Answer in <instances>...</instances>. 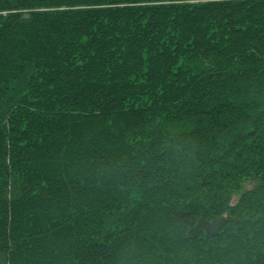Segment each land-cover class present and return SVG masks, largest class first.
<instances>
[{
	"label": "trees",
	"instance_id": "trees-1",
	"mask_svg": "<svg viewBox=\"0 0 264 264\" xmlns=\"http://www.w3.org/2000/svg\"><path fill=\"white\" fill-rule=\"evenodd\" d=\"M29 1L0 0V4L3 3L13 9L24 6V3ZM38 2L57 7L56 5L59 4L85 5L94 0H37ZM240 2L213 0L202 4L195 2L181 4L179 6L181 13L179 10L175 12V9L164 11L162 8L166 7L165 4L157 5L161 8L150 6L140 9L144 11L143 18L131 8L116 7L113 9L115 16H111L110 19L117 21L123 16L124 9L127 19L125 25L111 23L113 25L107 29L105 25L99 26L97 19H100V16L94 15L97 13H94V8L80 9L78 13H82L83 17L77 21L72 18L73 13L66 14L73 20L65 18V14L52 15V13L51 16H47L44 25L36 24L35 26L32 19L34 21L41 19L43 13L29 11L30 14L33 13L30 19L18 17L15 18L17 22L14 26H0V80H2L3 69L8 70L9 64L14 62L11 61L13 56L10 57L8 52L15 47L30 52L36 50L37 47L32 43L33 38L39 40L40 37V45L48 48L43 56L52 57L51 53H55L57 45L64 53L62 43L66 40H76L81 36L87 38L84 44L94 53L87 56L88 53L84 50L85 55L81 54L82 59L79 65L75 59L71 62L75 70L68 68L65 60L62 59L58 65L60 74L57 73L58 75L52 78L44 92H41L44 87L38 89L37 80H39V74H41L40 80L44 79L46 72L42 71L49 66H41L38 75L33 76L36 84L31 83L29 90L20 96L21 100L19 99L16 104L12 116L8 114L2 118L0 150L3 149L4 154L0 156L1 264H264V201L261 198L260 201L258 200L262 185H258L261 187L259 191L256 185V183L264 182V154L260 151L253 152L258 148L263 149L264 146V136L262 137L264 107L261 110L260 119L255 126L253 125L255 128L247 132L249 138L244 137L245 140L241 139V142L237 144L233 139L234 142L230 148L231 151H235L234 155H237L238 165L229 176L234 178L230 179L231 181L227 180V183L224 182V185L221 183L218 185L215 181V179L218 181V176L215 177L217 171L213 168L217 162L213 159L205 160L206 156L203 155L213 142H218V132L231 133L230 127L223 124L226 119L216 115L202 120L203 122L198 124V129L195 131L187 132L186 138L194 141L189 146L191 148L188 149V156L184 153L185 150L182 151L178 147L179 157L183 159L187 157V161L181 162L183 168L186 167L189 159H196L200 168H208L210 173H203L204 171L202 172L199 168L194 173L182 176L180 179H184L183 181L174 180L173 174L166 176L165 181H163V174L160 180H155L157 167L148 168L151 166L149 163L143 165L144 168L136 165L129 166L127 159L130 158H126L129 152L127 149L132 148L131 155H133V147H135V141L133 139L129 141L127 137L132 135L134 137L135 133H138L137 142L143 143V139L147 142L149 139L141 137L144 133H140L141 130H154L156 126H161L160 122L166 118V114L169 119L173 117L169 122H175L180 116L167 109L164 114L158 115L159 117L153 116L154 103L158 107L167 105L171 101L182 103L185 96L189 94L191 86L195 91L199 90L198 95L196 93L190 95L198 97L195 103L203 102V105L208 103L210 107L215 108L216 114L219 111L223 112L228 103L237 104L246 110L247 105L242 100L248 99L247 103L253 104L256 100L254 97H264L262 82L264 79V48L262 46L264 45H261L264 44V31L259 32V29L256 30L253 25L258 21H264V13L259 10L260 13H258L254 8L250 12L242 11V8L236 10L240 4L245 5V2ZM229 4L232 5L230 9L220 11L225 7L224 5ZM199 5H207L208 9L205 12L201 11L199 16L205 31L210 27L211 21L218 20L212 22V26L203 38H195L190 32L184 30L190 21L188 13H183L184 9L187 11L193 8L199 9ZM232 7H234L233 10H231ZM175 13L176 16L173 18ZM165 16L167 19L164 18ZM68 21L76 25L73 31L63 27L61 31L57 29L60 22L65 26V23H69ZM143 24V28L138 29ZM251 25L253 28H250ZM41 26L45 29L47 27V32L42 38L43 34L39 36ZM221 29L224 30V34L220 36ZM7 30L13 33L7 35ZM16 31H19V35L14 34ZM62 38L63 42L58 41ZM167 45L175 52L171 58L166 55L170 48H167ZM113 51L118 52V57L121 58L119 61H123L126 55L128 57V64L123 65V68L119 70L121 76L117 75L116 78L127 79L133 76L138 82L135 86H139L141 81L140 86H145V88H139L143 91L139 101L131 97L133 87L126 82L105 84V86H93L90 83L94 80L92 78H94L95 70L92 66L97 63V59L101 65H107L110 59L117 60V55L114 59L112 58ZM99 54L100 56L94 61V56ZM156 55L160 59H155ZM180 55L182 57L179 61L184 64L183 67L175 63ZM204 55H208L212 60L204 59L202 57ZM255 55L260 57L259 61L254 58ZM174 64L177 69H173ZM205 65L223 67L213 68L215 70L213 71L211 68L207 69ZM189 66L192 69H189ZM78 67L86 71L81 72ZM189 70L192 73L187 76ZM172 76H176V80ZM177 79H185L189 82L185 81L186 85L182 84L180 87L181 82ZM200 79L204 81L196 87L195 84ZM256 90L259 92L255 93ZM136 91L138 92L137 88ZM235 91H240L236 97L243 96V99H236L228 94ZM53 94H55L54 97H52ZM49 98H52V101H45ZM18 105L27 107L28 113L25 116L30 118L26 122L22 118L25 116L19 111ZM135 105H140L141 109L137 110L134 108ZM171 105L173 104H168L167 107ZM189 108L190 106H187L183 112L187 111L186 114H188V111H191ZM177 112L179 113V110ZM245 113L251 114L250 111ZM200 115L205 117L209 114L204 112ZM149 117H151L150 120ZM155 117H157L155 123L157 125L154 127L150 124L154 123ZM260 121L263 123L262 126ZM200 125L208 127L201 128ZM100 126L107 127L109 130L106 131ZM151 132L155 135L153 131ZM252 138L255 142H249ZM114 141L122 146L121 155L124 156L121 159L127 160V165L124 170L121 168L123 171L119 177L116 176L118 178L111 176L103 185L102 181L107 178L97 180L99 174L97 169L99 165H107L110 161L106 152L110 150V144L113 145ZM239 151L242 152L240 155ZM84 157L85 159L93 157L91 169L89 166L90 176L82 175V170L78 168L81 166L77 163H80V159ZM232 158L233 155L227 154L223 160L219 161L228 165ZM153 161L152 165L159 159ZM251 162H255L256 167L252 168ZM248 165L251 168H248ZM146 167L147 171L139 169ZM189 167L194 170L198 165L191 163ZM200 171L201 176L204 174V177H198L197 174ZM197 178L203 179L201 186H209L211 190L216 189V194L221 198L227 195L223 199V204H226L225 209L222 203L218 207L219 215L226 212L235 214L242 207L243 202L248 201L243 211L244 217L247 216V218L243 219L241 216L238 220V224L243 225L240 227L242 230L224 239L234 240L236 237L245 239L251 234L253 236L250 237L254 238V241H248V243L220 241L222 230L215 237L203 234L196 238L189 237L188 229L197 222L198 217L214 219L212 212L201 211V207L197 204L208 202L210 199L207 193L201 192L200 186L193 191L197 183H189V181ZM236 180L238 185L228 186L229 183L235 184ZM92 186L101 193H106L105 187L108 186L109 190H112V195H118L116 198L118 202H116L119 204L123 198L122 195H125L128 212L123 215L115 214L113 209L116 204L109 203L108 198L103 199L101 207L97 210V213L100 211L101 214L107 213L109 216L112 213L115 218L117 217L116 220L124 218L130 223L124 225L125 230L120 238L114 239L109 234L110 225L103 224L98 232H89L88 223L81 220V212L88 211L93 206L95 197L96 201L100 199L97 192L95 195L94 190L92 191ZM229 190L233 192L229 194L231 192ZM90 192H93L94 198H91ZM205 192H207L206 189ZM253 195L259 196L250 203V197ZM235 196L238 202L231 204L230 199L232 200ZM256 212H260L261 215L254 216ZM78 213H80V219L77 218ZM158 215H163L162 220L172 223L182 241H169L168 244H166L167 241H158L160 242L158 245H156L157 241H149L148 245L139 241L146 240V237L147 240H151L148 237L146 225L150 224L148 219ZM110 218L112 220L113 217L110 216ZM248 219L252 221L249 222ZM250 230L252 232L249 233ZM88 239L89 244L84 251L82 241H88ZM149 252L153 255H149Z\"/></svg>",
	"mask_w": 264,
	"mask_h": 264
},
{
	"label": "rangeland",
	"instance_id": "rangeland-1",
	"mask_svg": "<svg viewBox=\"0 0 264 264\" xmlns=\"http://www.w3.org/2000/svg\"><path fill=\"white\" fill-rule=\"evenodd\" d=\"M210 1H213V0H94V2H90V3H87L85 5L78 4V5H72L71 6V5L59 4V5H56L57 7H50V6H47L49 4H43V3H39V2L37 3V0H30L29 2H25L24 6L14 7L13 9L8 8L10 6H6L5 4L2 3V4H0V24L2 23L0 26H2V25H3V27L14 26L15 23L17 22V21H15L16 20L15 18H18V17H25V18L28 17L27 19H30L31 15H33V13L30 14L29 11L37 12V13H43V15H41L42 16L41 19L39 18V20H36V21H34V19H32V23L34 22L35 26H37L39 24L44 25V22H45L47 16H51L50 14H52V13H53L52 15H54V14L60 15V13L65 14V18L69 17L66 14L73 13L72 18L76 19V21H77V19H80L81 17H83V16H81L82 13H78V11L80 9L92 10V8H94V11H95L94 13L97 12L94 15L100 16V19H97L99 26L105 25L106 29H107L111 25H113L111 23H115L118 25H123V24L125 25V22L127 19L125 17L126 10H124V9L122 10L123 16L121 18L117 19V21L110 19L111 16H115L113 9L116 7L131 8V10L133 12L137 11L143 18L144 17V11H140V9L144 8V7H150V6L155 7L157 5L165 4L166 7L162 8L164 11L175 9V12H177L179 10V6L181 4L186 5L188 3L190 4L193 2H195L197 4H202V3L210 2ZM225 1H230V0H225ZM237 1H241L240 3L245 2V5L240 4V6L236 10H240L242 8L243 9L242 11L249 10V12H250V10L252 8H254L257 11L259 10L260 12L264 13V0H250V2H246L248 0H231V2H237ZM80 3H82V2H80ZM224 6L225 7L221 8V10H220L221 12L227 11V9H230L232 5L229 4V5H224ZM157 8H161V7L157 6ZM233 8L234 7H232L231 10H233ZM110 9H112V10H110ZM203 10H204V12H205V10H208L207 5H199V9L193 8L192 10L188 9V11L184 9V11H183V13L186 12L185 14L188 13L187 15H189V17H190L189 24H187V26H186V28H188V29L184 28V30H187L188 33L190 32V34L192 36H195V38L205 37L206 32L209 31L210 27L212 26L211 25L212 22L218 21V20L211 21L210 27L208 28L207 31H205V27L202 26L203 25L202 20H199V16H201V11H203ZM259 11H258V13H260ZM181 12L182 11L179 10V13H181ZM9 14H12V15H9ZM175 16H176V13H175V15H173V18ZM164 18L167 19L166 16ZM173 18H172V20H173ZM208 18H210V17H208ZM13 19H14V21H13ZM68 19L73 20L71 18H68ZM20 20H21V18H20ZM68 22L69 23H65V26H64V23L60 24L61 23L60 22L59 23L60 25L58 24L57 29L59 31H61L62 30L61 28L63 27V29L67 28V29H71L73 31L75 29L76 25L72 24L70 21H68ZM253 25L256 27L255 28L256 30L259 29V32L264 31V21L263 20L258 21ZM143 26H144V24L142 25V27H138V29H140V28L142 29ZM132 27L134 28V26H132ZM250 28H253V26ZM46 29H47V27H46ZM46 29L44 26H41V29L39 32V36H41L43 34L41 36V38L45 36V34L47 32ZM19 31L14 32V34L19 35L18 34ZM77 31L79 32V30H77ZM223 31L224 30L221 29L220 36L222 34H224ZM11 32L13 33V31L7 30L6 34L9 35ZM75 35L77 36V33ZM39 40H40V37H39ZM39 40H38V38H36V40H35V38H33V42H32L33 46H36L37 48H36V50H32L31 52L29 50L26 51V49L20 50L16 47L8 52L10 57L13 56V59L11 58V61H14V62H11V63H10V61L8 62V63H10L9 69L8 70L3 69V72H2L3 76H1L2 80H0V125L2 124V118L3 117L7 116L8 114H10V116H12L13 112L15 111L16 104L18 103V101L20 99V96L24 95L29 90V88H30L29 85H31V83H35L33 81L34 80L33 76L36 74L38 75V70L41 69V66H43V65L49 66L46 69H44V71L41 70L42 72H46L43 76L44 79L40 80L41 74H39V80H37L38 89H42V87H44V90H41V92H44L45 87L50 85L49 82L52 81V78H54L58 74H60V67L58 65H60L59 62L62 59L65 60L66 66L68 68H70L71 70H75L74 69L75 66L73 67L72 66L73 64L71 63L74 61V59L77 61V65H79L81 63L80 60L82 59V58H80V56H81V54L85 55V51L88 53L87 56L94 54L91 51H89V47L84 44V41L87 40V38H85L84 36H81L78 39L73 40V41H67L66 40L65 42H63V40H64L63 38L58 39V41L63 42L62 44L64 46L63 48L65 49V51H64V53H62L63 51H61L57 45L56 51H54L55 53H51L52 57H49L48 55L43 56V53L48 48L42 47L40 45ZM55 40H57V38ZM261 45H264V44H261ZM169 47L170 46L167 45V48H169ZM63 48H61V49H63ZM262 48H264V47L262 46ZM39 49H41V50H39ZM68 49H70V51H66ZM175 50H176V48H175ZM38 51H40V52H38ZM59 51H61V52H59ZM69 53H70V55H69ZM78 54H80V55H78ZM173 54H175V52L173 50H171V47H170L168 49V52L166 53V55L169 56L168 58H171L173 56ZM116 55L118 57V55H119L118 52L113 51L112 58L114 59ZM66 56H68L67 61H66V59H67ZM99 56H100V54L98 56H94V61ZM101 56L106 57L103 55H101ZM119 57L117 58V60H115V59L111 60L110 59V61L107 65H101L99 63V59H97V63H94V65L92 66V69L95 70L94 71V78H92V79H94L95 81L94 80L92 82L90 81V83H92L93 86L94 85L95 86H100V85L105 86V84H114V83L118 84L121 82H126L127 85L133 87L132 88V95L133 96H131V97H133V99H138V101H139L140 96H141L140 94L143 92V91H140L139 88H145V86H140V83H142V81L139 83L140 87L135 86V84L138 85V82H137V79L133 76H131L127 79L116 78L117 75H120L119 70H121V68H123V65L128 64L127 63L128 62L127 61V58H128L127 55L123 61H119L121 59ZM155 57H156L155 59H160L158 57V55H156ZM181 57H182V55L177 57L178 59H176L175 63L178 64V66L183 67L184 64H181L179 61V59ZM202 57L206 60H212L211 57H209L208 55H206V56L204 55ZM257 57H259V56L255 55L254 58H256V60L259 61L260 57L259 58H257ZM150 59H153V58H150ZM146 62H148V61H146ZM103 64H104V61H103ZM176 64H174L175 68H173V69H177ZM218 65H219V63H218ZM233 65H235V64H233ZM206 67H207V69L211 68L213 70V68L219 69L220 67H223V66L214 65V67H210V66H206ZM253 67H255V66H253ZM78 69L81 72L86 71V69H83L80 67H78ZM189 69H192V67L189 66ZM263 70H264V68H263ZM213 71H215V70H213ZM191 73L192 72L189 70L188 74H186V75L188 76ZM172 77L176 80V76H172ZM177 80H179L181 82L179 85L180 87L182 84L186 85L185 81H188L185 79L184 80L177 79ZM82 81H84V80H82ZM203 81H204L203 79L198 80L197 81L198 83H196L195 86L197 87V86H199V84L201 85L203 83ZM86 82H87V80H86ZM262 82L264 84L263 79H262ZM175 83H177V81ZM191 85H188V86H191ZM179 86H178V88L180 89ZM50 88H52V87H50ZM50 88H49V90H51ZM136 88L138 89V92L136 91ZM187 89H189V88H187ZM239 92L240 91H235V93H237V94L232 92V96L236 99H243V96H240L239 98L236 97L239 94ZM258 92H259V90H256L255 93H258ZM192 93H196L198 95L199 90L195 91V89H193L191 86L189 89V94H187L185 96L184 101L182 103L181 102L177 103V102L171 101V102L167 103V105L173 104L170 107H167V105H160L158 107V105H155V103H154V114H153V116H155V115L158 116V115L164 114L166 109H167V111H172V112H174L180 116L176 118L175 122H173V121L169 122L173 117H171V119H169L168 114H166V118H164L162 120V122H160L161 126H156L157 124L155 125L156 119H157V117H155L154 123L150 124L151 126L152 125H154V127L156 126L155 128H153L154 130H152V129L145 130V131L141 130V132H140V133L144 132L143 135H141V137L149 139V140H147V142H145V140L143 139L144 144L142 142H137V140H139V138L136 137V135L138 133H135V136H134L135 139H134V137H132L133 135L130 137H127L129 141L131 139H133L135 141V144H134L135 147H133V155H131L132 148L127 149V150H129V152H128V154H126V158H130V159H127L129 162L128 164H129V166L136 165L139 167L140 166L143 167V165H148V163H149V165H151V166H149L148 168H156L157 167L158 171L156 172V179L155 180H160L161 179L160 177H162V174H163V176H164L163 181H165L166 176L173 174L174 180L183 181L184 179H180L182 176H184V175L187 176L188 174L196 172V170H198L200 168V165L196 161V159H189L187 164H186V167L183 168V166L181 165V162H183V160L187 161L186 160L187 157L184 156L185 157L184 159L179 157L178 150H180L179 148H181L182 151L185 150L184 153L188 156V149L191 148L189 146L191 144H193L194 141L190 140V138H186L188 136L187 132L191 131V130L195 131V129H198L197 127L199 126L198 124L200 122L202 123L204 120H206L210 116L216 115L218 117H223L224 119H226L227 124H226V122L223 124L225 126L228 125L230 127L229 131H231V133L229 132V133L225 134V132H227V131L218 132V137H217L218 142H213L212 146L208 147V149L205 151V153L203 155L206 156L205 160L206 159L207 160L213 159L217 162L215 165V168H213V169H215L214 171H217V175L215 173V177L218 176V181L216 179H215V181L218 185H220L219 183H221V185L222 184L224 185V182L227 183V180L231 181L230 179L234 178V176H231V177H229V176H230V173L234 170V168L238 165L237 155H234L235 151L234 150L231 151L230 147H232V145H233L232 143L234 142V140H235V143L237 144V143L241 142L240 141L241 139L245 140L244 137L249 138V137H247V132L253 130V128H255L254 126L257 123L258 119H260L261 110L264 107V97H259V98L254 97L256 100L253 104L251 102L247 103L248 99L242 100L244 102V104L247 105L246 110L241 108L237 104L228 103L225 105L224 111L223 112L222 111L217 112V114H218L217 115L215 110H214L215 108L210 107V105L208 103H205L204 105H203V102L202 103H195L196 100L198 99V97L190 96ZM41 95H42V93H41ZM54 96H55V94H53L52 97H54ZM200 97H202V96H200ZM45 101H52V98H49V100L45 99ZM21 106L22 105H20V107H19V105H18L19 111L24 116L27 115V113H28L27 107L26 106L21 107ZM155 106H157V108H155ZM187 106H190L189 109L191 110V111H188V114H186L187 111L183 112V109H186ZM222 106L224 107V105H222ZM134 108H136L137 110L141 109L140 105H135ZM177 110H179V113L177 112ZM247 111H250L251 114L248 113V115H247V113H245ZM204 112H207L209 115H207L205 117L200 115V114H204ZM22 118L24 119V122H26L30 118V116H25ZM150 119H151V117H149V120ZM262 124L263 123L261 122L260 125L262 126ZM149 126H147V128ZM100 127L106 131L109 130V129H107V127H104V126L103 127L100 126ZM200 127L202 128V127H208V126L200 125ZM93 128L94 127H92V129ZM151 131H153L156 136L152 135ZM263 136H264V134L262 135V137ZM249 142H255L254 138L249 140ZM214 143L216 144L215 146H214ZM119 144L115 141L113 142V145L110 144V150L108 152H106L107 157L110 158V161L107 162V165H99V166L97 165L98 169L95 166V168L98 170V173H99L97 176V180L99 178H102V180H103V178H105V179L107 178L105 181H102L103 185L106 181L109 180V178H111V176H112V178H118L121 175L122 171L126 168L127 160L121 159V157H123L124 155H121L123 148ZM195 144H197V143H195ZM254 144H256V143H254ZM215 149H218V150H215ZM256 151H260L261 153L264 154V146H263V149L258 148V149H255L253 152L255 153ZM251 152H252V150H251ZM195 153H194V155H196ZM240 153H242V152L239 151L238 154L240 155ZM3 154H4L3 149H1L0 150V156H2ZM227 154L233 155V158L229 160L228 165H225V164H222L219 160L220 159L223 160L225 155H227ZM8 156H9V154H8ZM92 158L93 157H88L87 159H85V157H84V158L80 159V163H77L79 166H81L78 168L82 170V173H83L82 175L87 174L88 176H90V174H91L90 169L92 166V164H91ZM180 158H181V160H179ZM154 159L155 160L159 159L160 162L158 161L152 165V163L154 162L153 161ZM245 161H247V160H245ZM191 163L198 165V167L194 169L195 171L191 167H189L191 165ZM251 163H252V168L256 167L255 162H251ZM89 166H90V169H89ZM112 167H113V169H112ZM247 167L251 168L250 165H248ZM121 168H123V170H121ZM148 168L146 167L145 169H142V168H139V169H141L142 171H147ZM84 169H85V172H84ZM200 169H202V172L204 171L203 173H210V170L208 168L207 169L200 168ZM1 174H3V171H1ZM92 174L94 176V171H92ZM197 175H198V177H204V174H203V176H201V171L198 172ZM116 176H118V177H116ZM227 177H229V178H227ZM190 178H191V176H190ZM202 181H203V179L200 180L199 178H197L193 181H189V183H197V184H195V186H194L195 188L193 189V191H195L198 188V186H200V187H202L201 192L207 193L206 195H208V197L210 198L208 200V202H203V203H197L196 202V203L199 205V207H201L200 208V210L202 209L201 211L210 212V213L212 212L213 213L212 215L214 216V218L215 217L218 218L220 216L219 214H217L219 212V211L217 212L218 207L221 206L220 203L223 204V199L226 198L227 195L226 196L223 195L221 198L218 194H216V191H217L216 189L211 190V187H209V186L208 187L201 186L200 183H202ZM236 185H238L237 180L235 181V184H230V183L228 184V186H236ZM256 185H257V191H259V189H261V187H259L258 185H262V190L259 191L261 193V194H259L260 196L258 195L259 197L258 196H255V197H258L259 201H260V198L264 201V182H261L260 184L256 183ZM98 188H100V187H98ZM105 188H106V193H101L100 190H98V191L96 190V187H94V186L91 187L92 191L94 190V194L97 192L96 194H97V196L100 197V199L98 201H96V199H95L96 197L94 198V196L96 194L94 196H92L93 192H90V195L92 196L91 198H94V202L92 203L93 206L90 209H88V211L83 210L81 212V220H83V222L88 223L87 224L88 225L87 230H89V232H94V231L98 232L102 228L103 224L110 225V227H109L110 229L108 228L109 234H111L114 239L120 238L122 236V233H124V230H125L124 225L126 223L127 224H130V223L128 221H126V219H124V218H122V220L119 219V221L116 220L117 217L115 218V215L114 214L112 215V213L110 214V216L113 217L114 219L112 218V220H111L110 216L107 215V213L101 214L100 211H98V213H97V210L101 207V204H102V201L104 198H108L109 203L111 202V204L112 203L116 204V207L113 210H114L115 214H117V216L120 214L123 215L124 213L128 212V209H127L128 204L126 205V201L124 199L125 195H122L123 198L119 204V203H117L118 201L116 199V198H118V195H112V190H109L108 186ZM110 189H111V187H110ZM181 189L183 191L182 185H181ZM205 189L207 192H205ZM229 191H231V190H229ZM188 192H191V191L188 190ZM232 192L233 191H231L229 194H231ZM255 197H254V195L252 197H250V203H253L252 200ZM230 201H231L230 202L231 204L232 203L234 204L235 202H238V198L235 196V197H233L232 200L230 199ZM104 203H105V201H104ZM247 203H248L247 200L244 201L242 207H240L239 210L236 211L235 214H228L230 221L228 222V225L222 229L223 232L221 231L222 234L220 236L222 239L220 241H231L232 243H234V242L242 243L239 241H246L248 243V241H254V238L250 237V236H253L251 234H249L250 236H246L245 239H242V238L238 239L237 237H236L237 240L236 239H234V240L224 239V238H228L229 235H231V237H232L233 235H236V232H240L242 230V229H240V227H242L243 225L238 224V220L240 219L241 216H243V219L247 218V216L244 217V215H243V213H244L243 211L247 207ZM205 204L207 206H203ZM225 205L226 204H223L224 209H225ZM205 212H203V215H205ZM215 214H216V216H215ZM221 214H224V213H221ZM257 214L259 216L261 215L260 212H256L254 214V216H257ZM79 215H80V213L77 214V218H79ZM168 215H166V216H168ZM252 215H253V213H252ZM162 216L158 215L156 217H152V218L148 219V221H150V224H147L146 228L148 231V237L151 240H147L148 239L147 237L145 238L146 240H139V241H143L144 245H148L149 241H157L156 245H158L160 243V242L158 243V241H167L166 244H168L169 241H182L178 237L177 229L175 227H173L171 222L166 221V220H162ZM146 218H147V216H146ZM248 221L250 222L252 220L248 219ZM254 223H253V225H254ZM194 224H195V222H194ZM194 224L191 226H194ZM253 225H251V226H253ZM82 229H83V227H82ZM236 229H238V230H236ZM234 230H236V231H234ZM248 232L250 233L252 231L250 230ZM88 244H89V239H88V241H86V240L82 241V249L84 251L87 249ZM0 252H1V249H0ZM149 255H153V253L149 252ZM150 258H152V257H150ZM0 259H1V256H0ZM0 264H1V260H0Z\"/></svg>",
	"mask_w": 264,
	"mask_h": 264
},
{
	"label": "water",
	"instance_id": "water-1",
	"mask_svg": "<svg viewBox=\"0 0 264 264\" xmlns=\"http://www.w3.org/2000/svg\"><path fill=\"white\" fill-rule=\"evenodd\" d=\"M228 220L229 216L227 213L220 215L212 221L201 216L198 218L197 223L193 226V228L190 229L189 236L197 237L202 231H205L207 236H218L220 230Z\"/></svg>",
	"mask_w": 264,
	"mask_h": 264
},
{
	"label": "bare ground",
	"instance_id": "bare-ground-1",
	"mask_svg": "<svg viewBox=\"0 0 264 264\" xmlns=\"http://www.w3.org/2000/svg\"><path fill=\"white\" fill-rule=\"evenodd\" d=\"M263 80H264V79H263ZM228 94L232 95V93H230V92H229ZM243 94L245 95V92H243ZM215 150H218V149H215ZM247 186H249V185H247ZM226 213L228 214V212H226ZM214 219H215V218H214ZM207 220H208V219H207ZM212 220H213V219H211L210 221H212ZM228 221H229V220H228ZM228 221L225 223V225L222 227V229L225 228V227L228 225ZM196 223H197V222H196ZM196 223H195V224H196ZM195 224H194V225H195ZM191 228H193V226H191V227L188 229V235L190 234V229H191ZM222 229H221V230H222ZM221 230H220V231H221ZM201 234L206 235V232H205V231H202V232L200 233V235H201ZM219 234H220V232H219ZM200 235H198V236H200ZM198 236H197V237H198ZM189 237H190V238H196V237H191V236H189ZM213 237H215V236H213Z\"/></svg>",
	"mask_w": 264,
	"mask_h": 264
}]
</instances>
